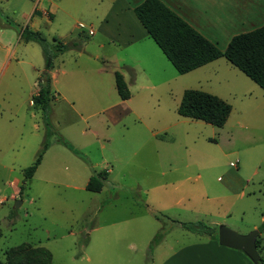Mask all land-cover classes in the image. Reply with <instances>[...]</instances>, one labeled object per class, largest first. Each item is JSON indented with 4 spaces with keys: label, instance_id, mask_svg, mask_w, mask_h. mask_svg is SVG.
I'll return each instance as SVG.
<instances>
[{
    "label": "rangeland",
    "instance_id": "obj_1",
    "mask_svg": "<svg viewBox=\"0 0 264 264\" xmlns=\"http://www.w3.org/2000/svg\"><path fill=\"white\" fill-rule=\"evenodd\" d=\"M30 5V0H0V29H23L20 12ZM82 32L72 26L42 28L40 36L56 45L55 36L70 43ZM24 47L29 51L17 66L21 87L8 98L14 107L0 131V261L5 250L30 244L48 250L51 264H158L168 252L206 240L171 221L224 225L240 235L257 230L264 256V135L232 129L237 110L221 128L176 113L185 90L236 107V84H255L222 58L184 76L176 73L169 86L129 89L131 97L123 102L116 89H51L53 98L42 112L32 101L43 52L38 44L23 42L18 52ZM77 50L54 60L55 67L61 59L65 68L81 70L87 56L74 63ZM96 51L126 57L129 50ZM99 63L108 72H121ZM143 77L138 74L135 85L144 83ZM43 142L41 165L23 181ZM101 172L106 174L102 189L87 191L89 177ZM159 232L164 235L156 243Z\"/></svg>",
    "mask_w": 264,
    "mask_h": 264
},
{
    "label": "crops",
    "instance_id": "obj_2",
    "mask_svg": "<svg viewBox=\"0 0 264 264\" xmlns=\"http://www.w3.org/2000/svg\"><path fill=\"white\" fill-rule=\"evenodd\" d=\"M30 1L31 5L27 7L26 11L20 12V17L24 21V28L38 34H40L42 28L47 29V31L52 28L65 29V26H72L73 29H83L85 32H82L79 37L72 39L70 43L64 41L63 44L70 47L66 52H74L72 50L78 49L76 56L72 57L74 63L86 54L88 60L98 64L97 66H89V61L86 59L83 62V68L75 70L73 68H65L64 61L61 59L60 66L58 65L56 68L53 61V67L50 72L51 89H116L114 72L117 71L108 72L106 67L103 64L100 65L99 62H109L113 68L120 69L121 72L119 73L128 89H133L134 87L135 89H156L161 85L167 84L169 86V83L176 79L175 74L177 72L148 36V33L134 13V9L144 0ZM159 1L220 51L226 49L234 36L248 33L264 26V0ZM12 30L13 28L10 26H8V29H0V131L5 128L6 121L9 119L6 117L7 112L10 115L12 113L11 108L14 107V104L11 106L10 103H7L8 98L21 87V73L19 72L21 69H17V66L24 63L22 58L29 51L27 47H24L19 53L18 46L20 42H23L25 46L36 44L22 41L20 39L21 30L18 33ZM81 37H84L86 42L81 41ZM88 37L92 38L90 43L87 39ZM55 39L59 40L56 36ZM73 45H76V47ZM89 45L95 47L94 50L88 51ZM106 47H113L120 52L122 50L129 51L126 52V57H121L113 52L109 56L104 57L96 51L97 49L103 50ZM64 53L58 55L54 60H59ZM219 59L191 72L212 65ZM29 65L31 66L32 64L29 63ZM32 68L35 69L33 65ZM127 71L133 74V82L130 81V74ZM138 74L140 76L144 75L145 81L135 85ZM38 79L33 84L36 89H39ZM247 79L250 80L249 78ZM250 82L252 81L250 80ZM252 83L255 84L254 82ZM255 86L256 88L249 87L244 83L236 84L238 91L234 93L233 98V103L236 107L231 106V111L237 110V115L232 125V129L237 130V133L240 130H246L250 135H264V91L256 84ZM62 97L66 102L69 101L65 96ZM29 103L31 104V101ZM18 147H13L16 150L14 154H18L22 146L19 145ZM257 174L256 171L253 172V176ZM23 181L25 180L23 179ZM17 191L19 189L16 188L14 192ZM158 264L253 263L243 252L222 247L218 242L206 238L204 242L188 243L174 251L168 252L159 260Z\"/></svg>",
    "mask_w": 264,
    "mask_h": 264
},
{
    "label": "trees",
    "instance_id": "obj_3",
    "mask_svg": "<svg viewBox=\"0 0 264 264\" xmlns=\"http://www.w3.org/2000/svg\"><path fill=\"white\" fill-rule=\"evenodd\" d=\"M134 13L148 36L179 75H184L214 60L224 58L264 91V26L234 36L226 49L220 51L159 0H144L134 9ZM20 39L24 42L38 44L43 52L44 69L38 79L39 90L33 98L32 106H36L44 112L53 98L50 77L53 61L70 47L55 38L56 45H50L40 34L27 28L21 29ZM73 46L76 47V45ZM114 80L120 100H128L130 92L119 72H114ZM230 112L231 106L228 103L217 96L199 90H185L176 110L180 117L199 120L218 128L225 124ZM59 142L74 155L80 156V153L71 148L67 142L64 140ZM46 150L47 145L43 142L35 162L23 171L25 181L32 178ZM105 175V172L91 175L85 189L89 192H99L103 187ZM171 222L173 226L177 225L188 232L206 236L217 242V229L208 227L200 221L194 223ZM163 235V232H159L154 238V242L158 243ZM258 243L257 240V251ZM3 257L4 260L0 261V264H51L52 259L48 250L30 244L7 249L3 252ZM259 257L258 264H264V257L260 255Z\"/></svg>",
    "mask_w": 264,
    "mask_h": 264
},
{
    "label": "water",
    "instance_id": "obj_4",
    "mask_svg": "<svg viewBox=\"0 0 264 264\" xmlns=\"http://www.w3.org/2000/svg\"><path fill=\"white\" fill-rule=\"evenodd\" d=\"M258 231L253 230L246 235H240L224 225L217 228V242L220 246L243 252L253 264L259 263L256 241Z\"/></svg>",
    "mask_w": 264,
    "mask_h": 264
},
{
    "label": "built area",
    "instance_id": "obj_5",
    "mask_svg": "<svg viewBox=\"0 0 264 264\" xmlns=\"http://www.w3.org/2000/svg\"><path fill=\"white\" fill-rule=\"evenodd\" d=\"M90 34H92L91 32H89ZM231 166H235L234 164H231Z\"/></svg>",
    "mask_w": 264,
    "mask_h": 264
}]
</instances>
